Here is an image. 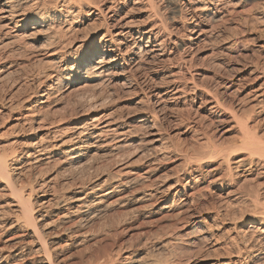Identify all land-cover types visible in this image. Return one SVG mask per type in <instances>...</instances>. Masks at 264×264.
I'll use <instances>...</instances> for the list:
<instances>
[{
  "label": "bare ground",
  "instance_id": "6f19581e",
  "mask_svg": "<svg viewBox=\"0 0 264 264\" xmlns=\"http://www.w3.org/2000/svg\"><path fill=\"white\" fill-rule=\"evenodd\" d=\"M158 1L166 3L165 9L159 10L161 13L170 9L172 14L179 12L183 15L185 13L183 8L187 10L188 14L182 16L183 26L191 30L190 36L171 40L170 32L164 25L167 20L165 18L148 27L134 23L126 15L119 17L122 8L141 4L143 12H146V22H150L159 16L156 15L159 13L156 11ZM179 2L181 3L178 4ZM232 2V0H0V50H2L1 46L4 49V45L17 46L19 48L16 49L25 50L33 43L42 40L43 44L36 48L35 52H38L40 58H44L47 63L51 62L54 65V68L47 75L45 74L42 83L35 86L36 89L32 94L29 96L26 94L27 98L17 102V105L7 104L9 108L5 113L0 111V117L7 116L6 118L11 120L12 130H15L13 136L16 138L8 143L11 148L5 144V141L0 140V200H2L0 201V264H66L63 252L72 244L94 241L95 235H98L101 229H106L108 234L116 226L112 224L118 223L114 221L116 214L114 220V217H109L112 221L108 218L110 220L108 224L100 225L102 223L100 219L104 220V216L119 210L123 213V220L119 221L121 226L133 219L146 221L147 224L149 221V225L152 220L159 222L172 220L175 225L191 224L190 232L201 230L205 236H200L196 240L212 239L213 235L210 234L212 224L219 228L218 225L226 220L220 219V213H216L212 217L216 221L206 226V218L198 217L195 200L202 196L203 188L206 186L208 188V185L214 186L216 191L221 190L223 181L231 177L234 172L239 179L241 178V184L250 185L249 189V186L247 187V190H250L249 194L247 191V194L243 192L246 195L239 194L242 191L238 190L239 193L234 198L243 202L241 205L245 206V209L243 208L242 211L246 212L241 213V209L238 208L239 216L238 214L231 216L233 218L235 215L237 218L229 221L231 234L229 232L228 242L224 243L227 252L224 253L222 248L223 253L227 254L226 258L211 262L212 258L208 257L209 259L204 261L207 262L205 264H264L263 60L261 64L257 62V65L256 63L252 65V68L244 66L241 68L244 72L248 71V78L242 84V86L246 83L250 85L247 92L241 86L240 79L223 85L228 95L236 97L239 102L247 103L249 115L256 113L260 116L255 123L248 121L251 116L247 120L243 119L245 122L242 119L241 121L235 119L239 133L242 135H240L242 139L238 138L242 147L239 150L242 153L244 151L245 155L247 153V157L235 159L233 163L231 161L234 159L232 156L235 148H231V151L216 146L209 137L199 136L194 127L185 126L181 134L193 133L197 136L196 146L204 149L201 156H198V151V155L195 154L197 157L194 154L193 157L187 150L179 148V144H172L166 134V127L155 122L157 120V117L155 120V112L170 111L166 109L167 105L179 102L181 94H184L185 89L179 85L180 80L183 79H180L183 70L181 66L179 68L170 66L172 69H177V74L170 72V79L168 82L165 81L164 86H154L155 88L148 93L147 98L151 97V104L155 105V109H152L153 113L147 114L148 116L140 115L131 121L126 118L121 120L109 113L97 112L94 108L98 104L101 105L100 103L95 107L94 104V108L87 107L88 109L82 108V104L78 110H70L71 112L67 113L70 115L68 117H65L67 114L62 116V112L61 115L53 113L57 104L62 101L64 103V100L67 102L72 93L76 94V91L84 88L90 90L113 83L127 91L137 89L143 93V86L148 79L146 74L161 73L155 64H162L168 59L167 56L172 50L169 45H174L181 56L185 51L193 52L204 37L213 34L215 25L224 21ZM82 13L86 16L85 21L100 18L101 23L99 22L97 28L89 31L86 39L71 40L73 25L77 24L79 21L77 17ZM7 47L6 49H10ZM259 50L264 54V45ZM2 60L0 57V74L7 63H5L6 59ZM20 94L19 92L17 95ZM101 94H104L103 91ZM11 98L9 102L13 101ZM31 100L33 101L29 107L23 106ZM208 105L211 114L221 109V103L217 100H211ZM255 106L257 110L254 109ZM21 109H25L24 114H19ZM131 116L133 117V114ZM179 123L172 124V127L182 125L184 120H180ZM11 127L8 128L9 131ZM5 136L6 133L3 137ZM236 145L238 144L234 146ZM239 150L237 149L236 154ZM160 160H169L173 165L177 164L179 170L173 178L169 176L167 177L169 179L158 180L159 177H155ZM230 162L234 164L233 167L230 166ZM113 166L112 170L107 171ZM77 174L82 176L78 178ZM225 202L227 203V200ZM237 204L239 205L238 202ZM120 218L118 219L121 220ZM92 225L96 227L94 231L90 228ZM173 226L168 225L171 230L179 228L177 225L175 228ZM161 230L163 233L160 234L159 230L158 236L154 233L157 236H154L155 238L151 236L152 233L150 234L152 237L150 246L146 247L144 244L140 248L127 246L128 248H122L123 250L118 253L114 252L115 256L96 253L89 255L87 261L83 260L79 263V260L78 263L181 264L180 260L176 259L178 252L175 254L173 248L182 242L176 236L172 238L171 232L164 233V228ZM221 255L215 256L219 258ZM81 258L82 256L79 259Z\"/></svg>",
  "mask_w": 264,
  "mask_h": 264
},
{
  "label": "rangeland",
  "instance_id": "374dc122",
  "mask_svg": "<svg viewBox=\"0 0 264 264\" xmlns=\"http://www.w3.org/2000/svg\"><path fill=\"white\" fill-rule=\"evenodd\" d=\"M232 1L233 2L231 3V6L227 9L228 14L225 16L224 21H222L223 23L219 22L218 25H215L216 27H214L215 29L213 30V34L210 33L209 36L204 37L203 41L199 44L198 48L195 49L193 52L185 51V53H183L181 56L178 53V51L174 45H169L170 50L171 49L172 50L170 51V53L167 56L168 59H165L166 61L164 60L162 64L161 63H159V65H157L158 63L155 64L157 69L159 68L161 73H159L157 75H151L150 72L149 73L146 72V73H148V74H146L148 79L145 81V84L143 86V89H142L144 91L143 93L139 92L137 89L127 91L126 89H123L120 86L113 84V83H109L108 85H106V84L101 85V87L98 86V88L90 89V90H89V88H84L83 89L84 91L79 90V91H76V94H74L75 92L72 93V94H74V96L71 94L69 96L70 99L66 98L68 104H67L66 100H64V103L62 101V103L57 104V106L53 109L54 110L53 113L54 112H55L54 114L60 113V115H61V112H62V116H64L67 113L69 114V112H71L73 109L78 110L82 106H83L82 108L88 109V108L93 107L94 104H95L94 105V107H95L98 103H100L102 105V107L99 104L95 108L93 107L97 112L109 113V114H111V115H113L116 118H119L121 120H125V118H126V120L129 119L131 121L133 118L138 117L140 115H147V114L149 115V114L153 113L154 110H152V109L153 108L155 109V105L151 104L152 103L151 97L147 98L149 96L148 93L150 92V90L155 88L154 86H156V87L164 86L165 81L168 82V80L170 79L169 73L170 72L176 73L177 72V69H176L177 66H178V68H179V66H181V69H183V70H181L180 77L181 76L182 77L180 79H182V78L183 79L180 80L181 82H179L180 83L179 85H181V87L183 86L182 88L185 89L184 94L183 93L181 94V99L179 102L173 103L171 105L170 104L167 105L166 109H170L171 112L169 110H167L168 112L166 111L163 113L162 112H160V113L155 112L154 113L155 120H156V117L158 120V121L156 120L155 122L157 124L159 123L158 125H161L162 127H166V134L169 137V141H172V144H174V145L179 144V148H181V149L183 148V150H187L188 153L192 156H193V154H194V156H196V155H198V153H199L198 156H201L203 154L204 149H201V148L199 149L198 146H196L195 142H196L197 136L193 135V133L181 134L185 130V126L194 127L197 131L195 129L194 130L199 134V136H207V138L209 137L212 140V143L214 142V144L216 146L224 147V148H227L231 151H232L231 148H233V149L235 148L236 151L233 150L234 154L230 152L231 154H233L232 159L234 158L231 161L232 163L235 159L237 160L240 158L247 157V153L245 155L244 151L242 153V151L239 150L240 148H242L241 145H239V142H240L239 140L242 139L241 138L242 135L239 133L240 132V130L238 129L239 126H238V124L236 125L235 119L236 118H238L237 120L242 119V121L245 122V120H243V119L247 120L248 117L251 116L248 121H252L255 123L257 120H259L258 117H260V116H258L259 114L256 115V113L249 115L247 113L248 112L247 103L242 102V101L239 102L236 97L234 98V97H232V95H230V94L228 95L226 93V91L224 90L225 87L223 85L225 83H229V82H236V79H240L241 80L240 84L242 86V84L245 83L246 79L248 78V71L244 72V70L242 71L241 68L243 66L252 68L255 63L257 65V62L261 64L264 61V59H263L264 54L259 50L260 47L264 45V16H263L264 15V13H263L264 12V0H240V1L239 0H232ZM180 3L181 2H179L178 4H180ZM165 4L166 3H161L160 1H158V3H157L158 6L156 8V11L159 12L160 9H162V11H163V9H165ZM233 6H234V8H233ZM143 11H144L143 6L141 4H140V6L139 5H136V6L130 5V6L124 7L120 10L119 17L126 15V17H129L134 23L143 24V25H146L148 27L151 26L153 23H157L158 21H161L165 18L167 20L164 22L165 23L164 25H165L166 29L168 30V32H170L171 40H175L176 38L177 39H179V38L183 39V38H186V37L191 35L190 34L191 30L190 29L188 30V28L183 26L184 25V23H183L184 17H182V16L188 14L187 10H185L184 8H183V11L185 13L182 11L184 13L183 15H180L179 12L172 14L171 10L167 9V10H165V12H162V13L159 12L156 14V15L159 14V16L157 17V18H160L159 20L157 18H155L154 20H151L150 22L147 21L148 23L146 22V19H145L146 12H143ZM160 16L163 18H161ZM85 17L86 16L83 13L78 15L77 20H79V21L77 22V24L73 25V28H74L73 31L74 32H72V34H71L72 35L71 40H73V39L80 40L83 38L86 39L88 37L86 35L89 33V31L94 30L101 23L100 18L97 20H94V21L93 20L85 21ZM83 21H85V23ZM96 25H97V27H96ZM181 26H183L184 28ZM42 44H43L42 40H40L36 43H33L30 47H28V49H25V50L24 49H16V48H19L17 46H15V47L13 46L14 48L11 46H8V47H10V49H6L7 45H4L5 46L4 49H6V51L3 49V46H1L2 50H0L1 51L0 57L3 60H5V59L7 60V61L5 60V63L6 62L7 63L5 64L4 68L2 69L3 71L0 74V99H2V101H3L2 102L0 100L2 102V103L0 102V104H1L0 105L1 106L0 111H2L3 113H5L6 109L8 110L9 104L12 103V105H10V106L17 105V102H20V100L22 101L23 99H26L27 95L29 96L30 94H32L33 90L35 91L37 85H39V83L40 84L42 83L41 80L45 79L46 75L50 72V70H52L54 68V65L51 64V62H48L49 63L48 64L46 62V60H44V58L43 59L40 58L41 56L38 52L37 53L35 52L36 48L40 47ZM94 44H96V41L94 42ZM3 50H4V52H3ZM17 50L20 51V53ZM15 51L18 53L16 54ZM10 52H12V53L10 54ZM6 55L8 56L7 57L8 59L5 57ZM12 58H13V60H12ZM45 64H47L46 65L47 67H45ZM174 65H176V66H174ZM10 66H12V67H10ZM170 66H173L176 68L172 69ZM48 67L49 68L51 67V68L49 69ZM5 70H7V71H5ZM43 72H44V74H43ZM6 75H8V76H6ZM40 76H41V78H40ZM140 77H142V76H140ZM1 80H2V82H1ZM162 83H164V84H162ZM48 84H50V82ZM221 84L223 87L221 86ZM244 86H246V87H244ZM242 87L245 88L244 90H245V92H247L250 85H247V83H246V85L244 84ZM81 91H83V92H81ZM102 91L104 94H101ZM19 92L21 94L17 95V94H19ZM86 92H87V94H86ZM106 92H107V96H106ZM91 93H92V95H91ZM108 95H109V97H108ZM92 96H93V98H92ZM18 97H20V99ZM21 97H22V99H21ZM10 98L13 101L9 102ZM84 98H86V99L84 100ZM14 99H19V100L14 101ZM80 99H82V100H80ZM87 99H89V101ZM211 100H214V101L217 100L219 103H221V109L219 110V112L217 111L215 114H211L208 111V108H209L208 103L211 102ZM32 101L33 100L28 101L23 106L29 107V105L32 104ZM95 101H96V103H95ZM85 102H86V104H85ZM3 103H5V105ZM84 104H85V106H84ZM256 107L257 106H255L254 109H256ZM97 109H100V110H97ZM56 110H58V112ZM24 111H25V109H21L19 114H24ZM63 112H64V114H63ZM164 113L166 115H164ZM68 114H67V116L65 115V117L70 116ZM132 114H133V117L131 116ZM57 116H59V115H57ZM4 117H5V119H4ZM4 117L3 118L0 117V118H2L0 120V123L2 122L0 124V137H1L0 140L5 141L6 142L5 144L7 145L8 143L13 142L14 139H16V138H15V136H13V135H15V133H13V132H15V130H12L11 120L6 118L7 116H4ZM182 119L184 120V123L182 124L183 126L179 125V126H176L175 128L172 127V124H175V123L180 124L179 121ZM2 120H5V121H2ZM173 121H175V122H173ZM237 123H238V121H237ZM217 125H218V127H217ZM10 127H11V129L9 131L8 128H10ZM10 132H12L13 134ZM2 133H3V135H2ZM5 133H6V136L3 137L5 135ZM10 135L12 138L10 137ZM239 137H240V139H238ZM170 138H171V140H170ZM235 144H238L239 146L238 145L234 146ZM10 146L11 145H9V148L12 147V146L11 147ZM230 146H232V147H230ZM237 149L239 150L238 154H236ZM98 161H100V160H98ZM95 163H97V162H95ZM232 163L230 164L231 167L234 166V164H232ZM176 165L177 164L173 165L172 163H170L169 160H160L159 163L157 164L158 172H157L155 177L156 178L159 177L158 180H165V178H167L169 176H172L171 178H173L176 171L179 170L178 166H176ZM113 168H114V166L109 167L107 171L112 170ZM172 168H174L175 170ZM171 169L175 172H173ZM232 172H234V171H232ZM170 174H172V175H170ZM77 175H76V177H78V178H80L82 176V175L80 176L79 174H77ZM232 175H233V178H231ZM231 177H228V178L226 177L227 178L226 180L224 179L225 181H223V184H222L223 188L221 190L216 191L214 186H211V185H208V188H207V186L204 187L203 188L204 191L201 194L203 196V198H201L202 197L201 196L198 198V200H195V203L198 206L197 211L200 214V215L198 214V217L199 218H206L205 219V221H206L205 225L206 226L211 225L212 222L214 223V221H216L214 218H212L216 213H218V214L220 213V215H219L220 219H222L224 221L226 220L225 222L223 221L224 223H222L220 226L218 225L219 228H216L217 225L215 226V224H212L213 226H211V227L212 228L214 227V229L210 228V234L212 233V235H213L212 239L206 238V240H204V239L203 240H196L200 236H205L203 233H201L202 232L201 230H195V231H192L193 232L192 233V232H190L191 227H192L191 224L186 225L184 223L183 224L182 223L176 224L179 228L181 227L180 229L177 228V230H176L175 227H177V226L174 224V222L172 220L171 221L170 220H164V221L162 220L160 222L156 221V220H152V221H150L151 222L150 225H149V221H148V224L145 221L147 224L146 225L144 221L133 219L128 224L126 223L127 225L124 224L121 226L119 224V221L123 220L122 219L123 213L122 212L120 213V210H119L116 212H111L113 214L109 213L106 216H104L105 218L104 217L103 218H104L105 222H104V220H102V218L100 219V221L102 222L100 225H103L106 223L108 224V223H110L109 222L111 220L110 218L114 217V215L116 214L115 215L116 220H114L115 217L113 218V220L118 221V223L117 222L116 223L114 222V224H112L113 222L111 223L112 225H116L115 227H113L112 231H110L107 234L106 229L105 230L101 229L99 234L95 235V237H94L95 238L94 241L96 240L95 242L94 241H87V243L84 242L81 244H77V243L72 244L71 246H69L70 248L68 247L63 252V258H64L66 264L67 263L68 264L69 263L74 264L75 262H76L75 264H79V263L83 262V260L85 262L88 260L87 257H90L96 253L100 254V255H103V253H104V255L105 254H111V255L115 256L116 253H118L120 250H123L125 248L130 247V246L131 247H133V246L138 247L139 246V248L141 247L142 244H144V246H146V247L150 246L152 244V241L150 239L154 236L157 237L159 235V233L162 234L163 233L161 230L162 228H164V233H170L171 232L170 235H172L171 236L172 238H174V236H176V237H178L177 239L183 243V244L181 243L179 245H176V247L174 246L175 248H173L175 250L174 251L175 254H176V252H178L176 254V259L178 258L177 261L180 260L179 262L181 264L182 263L183 264H205L207 262H205L206 260L204 261V259H209V258L211 259L212 258L213 261H211V262H214V261H217V260L219 261L220 259L226 258L227 254H224V253H225V251L227 252V250H225V248H224L226 246L224 243L228 242L227 239L230 236L229 232L231 234V230H230V226H231L230 224L231 223H229V221L231 222V220L233 218H237L235 215L238 214L237 216H239V213H240L239 210L240 209H241V211L243 210V208L245 209V206L241 205L243 202L237 201L234 198H235V196H237L239 191L240 192L242 191V193H239V194H243V195H246L247 193L249 194V191H250V190H247V187L249 186L248 187V189H249L250 185H245L244 183H242L243 184L242 185L241 184V178L239 179V176L236 175V172L232 173ZM167 179H169V178H167ZM236 182L240 183L241 184L240 186H242V187H240ZM204 185H202V187ZM227 185H229V186H227ZM205 188H207V189H205ZM205 190H207V191H205ZM229 191H231V192H229ZM246 191H247V193H246ZM243 192L246 194H244ZM226 195H227V197H226ZM226 200H227V203L225 202ZM0 201H2V200H0ZM237 202L239 203V205L237 204ZM238 208H239V210L237 211ZM234 209H235V211H234ZM243 211L241 213L246 212V211L245 212H243ZM117 212H118V214L120 213L122 215L121 216H120V214L118 215ZM232 214H235V215H233L234 216L233 218L231 217ZM111 215H113V216H111ZM117 215L119 217H117ZM228 217H231V218L229 219ZM118 218H120L121 220H119ZM152 222H154V223H152ZM170 222H172V223H170ZM98 223H100V222H98ZM140 223H142V225L145 224L144 225L145 227L142 226ZM117 224L120 225V227H119L120 229L118 228ZM137 224L140 227L137 226ZM167 224L169 226L174 225L173 227L175 228V230L174 229L171 230ZM153 225H155V226H153ZM158 227H161V228H158ZM166 227H168V228H166ZM90 228L93 230L96 227L92 225ZM102 228H105V227H102ZM114 228H116V230H114ZM123 228H125V229L123 230ZM215 229H218V230H215ZM127 230H129V231H127ZM165 230H166V232H165ZM168 230H170V231L168 232ZM158 231H159V233H158ZM223 231H225V233ZM114 232H116L119 235V238H118V235ZM147 232H148V235H147ZM186 232L189 234H186ZM144 233H145V235H143ZM221 233H223V234H221ZM226 233H228V234H226ZM110 234L112 235V237ZM150 234H151V236L152 235L153 236L150 237ZM146 235H147V237H146ZM221 235L223 237H224V235H226V236L228 235V236L227 237L225 236L226 237V239H225V237L222 238ZM217 238H219V240ZM220 238H222V239L220 240ZM65 239H63V240H65ZM136 240L138 243L136 242ZM144 240L145 241L149 240V243H147V241L145 242ZM191 242H193V243L190 244ZM63 243H65V241ZM90 243H92V244L90 245ZM112 243H113V245H112ZM129 243H130V245H129ZM131 243L132 244L134 243V244L131 245ZM75 245H77V246H75ZM222 248H223L224 253L222 251ZM80 251H82V252H80ZM106 251H108V252H106ZM111 251H113V252H111ZM114 252H116V253H114ZM71 253L75 256H73ZM83 253H85V254H83ZM223 254H224V257H223ZM70 255H72L73 257ZM215 255H217V256L221 255L222 258H221V256L218 258ZM81 256H82V258H81L82 260L79 259ZM213 256H215V257H213ZM186 259H188V260H186ZM201 259H203V260H201ZM79 260H80V262H79ZM10 264H13V263H10Z\"/></svg>",
  "mask_w": 264,
  "mask_h": 264
}]
</instances>
